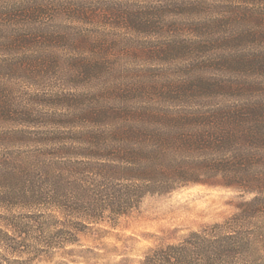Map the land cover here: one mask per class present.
<instances>
[{
  "label": "rangeland",
  "instance_id": "obj_1",
  "mask_svg": "<svg viewBox=\"0 0 264 264\" xmlns=\"http://www.w3.org/2000/svg\"><path fill=\"white\" fill-rule=\"evenodd\" d=\"M38 1L0 0V133L28 132L16 138L0 135V169L22 163L38 176L37 167L54 157L55 143H62L66 133L78 126L72 116L108 99V95L98 96L102 89L143 82L182 83L200 74L248 90L230 94L227 99L231 101H264V66L243 62L264 57L262 0H200L203 3L197 10L187 8L181 0L132 2L134 10L145 11L147 17L154 15V22L162 23L147 32L116 29L115 21L95 14L81 22L64 8L69 3L89 7L119 0H46L56 5L48 14L25 16L28 9H38L34 8ZM234 8L261 16L213 33L207 29V24L228 17ZM236 31H247L243 36L249 37L237 45L220 42L235 36ZM82 39L90 41V46L81 45ZM92 58L106 60L104 71L77 78L74 61ZM1 182L0 198H5L12 187L7 190ZM253 198L218 182L148 194L116 222L106 218L85 229L72 223L69 231L74 242L44 235L30 259H22L21 264H140L150 249L180 243L192 232L223 224ZM8 206L0 203V213L42 210L18 203ZM244 225L249 231L253 228L258 238L245 263L264 264V214Z\"/></svg>",
  "mask_w": 264,
  "mask_h": 264
},
{
  "label": "trees",
  "instance_id": "obj_2",
  "mask_svg": "<svg viewBox=\"0 0 264 264\" xmlns=\"http://www.w3.org/2000/svg\"><path fill=\"white\" fill-rule=\"evenodd\" d=\"M142 1L96 2L89 7L69 3L64 8L81 22L95 14L115 21L116 29L147 32L161 22L156 24L154 15L147 17L145 11L132 8V2ZM180 2L195 10L203 3ZM35 6L38 9H28L25 16L42 18L56 5L40 0ZM261 15L234 8L228 17L207 24V29L213 33ZM159 29L161 32L162 27ZM234 35L220 42L237 45L249 37L243 36L247 31ZM79 42L90 46V41ZM74 62L77 78L97 76L107 64L101 58ZM243 62L260 67L264 57ZM198 75L182 83L143 82L102 89L98 96L108 95V99L72 116L78 126L73 125L62 143H55L54 157L37 167L38 176L22 163L0 169L1 184L7 190L12 187L11 195L0 198L5 208L18 203L42 209L38 213H0V264H21L22 259H30L44 235L74 242L69 231L72 223L85 229L106 218L116 222L148 194L212 182L254 198L223 224L192 232L180 243L150 249L140 264L249 262L258 238L244 223L264 214V101H231L227 99L230 94L248 90ZM25 133L22 129L0 135L16 138Z\"/></svg>",
  "mask_w": 264,
  "mask_h": 264
}]
</instances>
